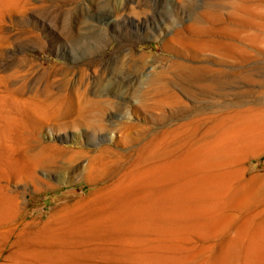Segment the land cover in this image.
<instances>
[{
    "label": "bare ground",
    "instance_id": "1",
    "mask_svg": "<svg viewBox=\"0 0 264 264\" xmlns=\"http://www.w3.org/2000/svg\"><path fill=\"white\" fill-rule=\"evenodd\" d=\"M205 8L195 10L167 39L205 43L184 34L214 13ZM156 75L136 86L139 106L161 104ZM78 101L64 95L9 99L7 108L0 102V138L14 134L19 142L9 148L0 144V164L21 176L86 156L84 167L75 165L74 171L92 186L33 231L4 224L0 213V264H264V164L261 172L251 173L247 165L264 154V103L189 111L124 151L108 144L68 152L57 143L32 145L30 131L50 122L65 129L86 124ZM119 117L95 119L97 127L108 130L96 143L127 140L130 125ZM114 128L121 134L116 136ZM193 237L202 242L185 244Z\"/></svg>",
    "mask_w": 264,
    "mask_h": 264
},
{
    "label": "rangeland",
    "instance_id": "2",
    "mask_svg": "<svg viewBox=\"0 0 264 264\" xmlns=\"http://www.w3.org/2000/svg\"><path fill=\"white\" fill-rule=\"evenodd\" d=\"M218 1L0 2V102L7 108L9 99L18 97L55 100L70 95L74 102L79 99L89 119L86 124L65 129L50 122L28 135L32 145L57 143L65 152L93 150L102 144L124 151L189 111L213 113L262 104L264 0ZM199 6L214 13L198 24L200 33L187 28L184 34L208 43L193 46L167 39L196 15ZM153 72L161 104L139 106L135 88ZM95 91L99 92L92 95ZM121 115L130 125L127 140L96 143L108 130L97 127L95 119L116 120ZM114 130L116 136L121 134ZM0 144L9 148L19 142L12 134L0 138ZM86 163V156L66 166L59 161L56 167H37L34 173L21 176L0 164L3 223L33 231L51 222L59 210L91 190L90 183L74 171L75 165L83 168ZM263 164L261 154L247 162L248 172H261ZM40 205L46 206V213L41 214ZM200 242L193 237L185 244Z\"/></svg>",
    "mask_w": 264,
    "mask_h": 264
},
{
    "label": "built area",
    "instance_id": "3",
    "mask_svg": "<svg viewBox=\"0 0 264 264\" xmlns=\"http://www.w3.org/2000/svg\"><path fill=\"white\" fill-rule=\"evenodd\" d=\"M40 212H41V214H44V213H46V206L45 205H40Z\"/></svg>",
    "mask_w": 264,
    "mask_h": 264
}]
</instances>
